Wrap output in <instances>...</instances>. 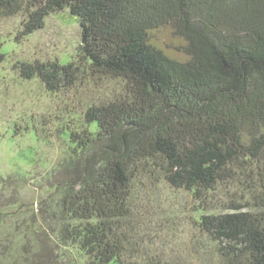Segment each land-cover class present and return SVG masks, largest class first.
Returning <instances> with one entry per match:
<instances>
[{
  "label": "trees",
  "instance_id": "trees-1",
  "mask_svg": "<svg viewBox=\"0 0 264 264\" xmlns=\"http://www.w3.org/2000/svg\"><path fill=\"white\" fill-rule=\"evenodd\" d=\"M66 7L82 28L77 56L21 61L22 75L52 92L108 80L112 93L61 129L47 225L0 211V264L71 252V264H178L141 235L149 216H134L161 183L193 194L222 264H264V0H0V15L22 12L28 35ZM164 26L187 59L151 43ZM6 53L0 37V64Z\"/></svg>",
  "mask_w": 264,
  "mask_h": 264
},
{
  "label": "rangeland",
  "instance_id": "rangeland-1",
  "mask_svg": "<svg viewBox=\"0 0 264 264\" xmlns=\"http://www.w3.org/2000/svg\"><path fill=\"white\" fill-rule=\"evenodd\" d=\"M25 19L22 12L0 15V37L7 52L0 64V211L20 216V221L34 212L37 221L47 225L39 214L51 199L58 198V178H50V172L66 152L61 129L68 120L82 119L92 102L107 100L112 84L108 80L80 81L75 87L52 92L39 78L23 76L21 61L54 59L68 63L77 56L82 43L79 18L69 7L49 14L44 26L28 35L21 34ZM150 41L175 58L188 57L186 40L171 26L153 30ZM150 190L134 214L149 216L140 230L147 243L164 248L171 262L178 264H222L218 245L194 221L197 202L193 194L165 183L150 185ZM17 207L18 213L14 211ZM14 218L12 221H18ZM50 227L54 245L56 237ZM49 249L45 256L56 260V249ZM70 256L76 257L75 252ZM70 256L54 263L71 264ZM75 264H87L86 257Z\"/></svg>",
  "mask_w": 264,
  "mask_h": 264
}]
</instances>
